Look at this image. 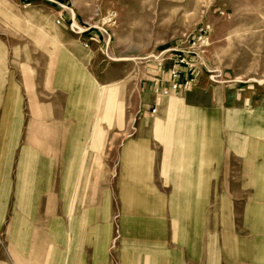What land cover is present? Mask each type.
<instances>
[{
	"label": "rangeland",
	"instance_id": "1",
	"mask_svg": "<svg viewBox=\"0 0 264 264\" xmlns=\"http://www.w3.org/2000/svg\"><path fill=\"white\" fill-rule=\"evenodd\" d=\"M60 6L95 28L79 40L55 24ZM193 53L220 75L211 83L201 74L219 86L222 101L246 99L243 135L264 150V0H0V264H123V151L140 119L160 116L140 107L147 83ZM156 95L170 98L161 88ZM230 118L226 158L218 160L226 173L214 180L226 181L225 264H252L251 190L241 173L252 143L236 152L243 158L234 155L240 128ZM173 124L154 133L186 131ZM165 144L149 146L151 166ZM235 236L242 255L231 252Z\"/></svg>",
	"mask_w": 264,
	"mask_h": 264
},
{
	"label": "crops",
	"instance_id": "2",
	"mask_svg": "<svg viewBox=\"0 0 264 264\" xmlns=\"http://www.w3.org/2000/svg\"><path fill=\"white\" fill-rule=\"evenodd\" d=\"M178 57L194 66L193 72L198 74L196 85L186 91L170 92L166 95L170 98L157 99L158 89L169 88L168 72L152 78L156 85L153 83L148 88L150 84L147 83L144 95L147 101L140 107L149 115V111L155 107L160 116L140 119L137 124L138 136L123 151L122 189L127 191H123L124 203L129 207L123 210L121 220L122 235L128 246L123 264H225L227 230L220 223L226 221L227 210L220 207L226 198V181L216 185L214 180L217 175L226 173V167L218 160L226 158L225 146L230 140L226 127L230 117V124L234 119L233 124L240 128V131L236 132L235 129L233 133L235 141L240 142L239 146H235L234 155L243 158V154L236 152H243L244 142L252 143L241 173L245 175V183L251 190L250 261L260 264L259 255H264V163L261 166L255 163L259 161V156L264 157V150L257 148V145L253 150L254 141L260 140L253 135H243L241 117L247 111L246 99L242 100L239 96L235 101V94H231L227 97L229 102L222 101L225 97L221 95L219 86L211 85L201 75L204 72L202 57L198 56L200 60L189 55ZM175 62L182 75L187 72L184 64H180L178 59ZM141 86L140 89L144 90ZM258 110L252 109L250 114H258ZM171 124L183 126L186 131L179 128L178 132L171 134L167 129V135H161V138L154 133L158 126ZM254 124L259 125L258 122ZM215 127H218L217 131ZM15 131L12 133L15 134ZM29 133L30 138L31 131ZM159 141L171 142V146L165 144L160 152V164L151 166L147 159L151 162L156 153L149 146ZM213 143H218V149ZM27 147L31 148L28 144ZM77 156L78 152L75 159ZM217 188L222 193L215 194ZM215 195L219 198L218 223L212 225L211 204ZM233 243L231 252L242 255L244 250L238 236L234 237ZM261 259L264 260V256Z\"/></svg>",
	"mask_w": 264,
	"mask_h": 264
},
{
	"label": "built area",
	"instance_id": "3",
	"mask_svg": "<svg viewBox=\"0 0 264 264\" xmlns=\"http://www.w3.org/2000/svg\"><path fill=\"white\" fill-rule=\"evenodd\" d=\"M61 12L58 14V17L55 21L57 26L66 27L70 33L76 35L79 40L82 39V36L94 29L92 25L81 24L77 20L74 12L69 10L65 6H60ZM107 37V44L110 42V37L106 31H103ZM88 41L83 42L82 45L84 48L88 47ZM196 56L197 60L200 58L197 54L193 53ZM178 62L184 64L187 68V72L182 75V72L179 71L175 66L168 72L167 83L169 88L162 90V95L166 96L170 92H180L182 90L186 91L193 88L196 85L198 74L193 72L194 66L188 64L183 58L178 57ZM203 70L208 74L209 81L211 83H217V79L220 77L215 71L211 70L205 63L202 64Z\"/></svg>",
	"mask_w": 264,
	"mask_h": 264
}]
</instances>
